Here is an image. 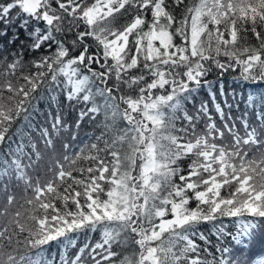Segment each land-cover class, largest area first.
Instances as JSON below:
<instances>
[{
	"label": "snow or ice",
	"instance_id": "snow-or-ice-1",
	"mask_svg": "<svg viewBox=\"0 0 264 264\" xmlns=\"http://www.w3.org/2000/svg\"><path fill=\"white\" fill-rule=\"evenodd\" d=\"M237 68L264 88V0H0V264H264ZM65 109L103 130L65 141Z\"/></svg>",
	"mask_w": 264,
	"mask_h": 264
},
{
	"label": "trees",
	"instance_id": "trees-1",
	"mask_svg": "<svg viewBox=\"0 0 264 264\" xmlns=\"http://www.w3.org/2000/svg\"><path fill=\"white\" fill-rule=\"evenodd\" d=\"M187 2V0H186ZM254 42V40L252 41ZM221 59H226L224 57H221ZM219 69H214L213 71H211L208 74L207 79L217 82L216 83V88L218 90L219 87V81H218V73H219ZM239 75V68H237V70L235 72L233 71H228L225 72L223 74V76L220 78L223 80L225 87L226 88H236L238 91H246V92H250L252 91L254 88L259 89V90H264V88H261L259 85H250V84H235L233 82V78ZM200 98H207V92L206 91H202ZM57 101L61 102L63 101V96L60 95L57 97ZM49 101L48 100H43L40 102L39 107L41 109V112L46 114L47 111H56V105L53 104L51 109H49L48 105H49ZM66 103V102H65ZM189 108H191V105H188ZM76 119V113L75 112H71V114L68 113L67 109H65V120L69 123L70 128L67 132H63L61 135L64 138L65 141L70 140L71 139V134L72 133H76L77 135V142L83 141L85 143L88 142V138L89 137H95L96 135H99L101 133V131L103 130L102 127H97L95 126L94 123H88L87 121L83 122L80 126L79 129H76L74 126V121ZM98 119H100L98 117ZM35 120L39 121L40 123L44 122V117L43 115L37 114L35 117ZM26 132H30L31 130L29 129H24ZM33 137L36 136L35 132L31 133ZM25 142H27V137H25ZM41 147H43L41 145ZM57 147H59V142L57 143ZM47 155H45V160L42 162L43 165H45L44 167H41L40 169V175L44 176L46 173V163H47ZM222 194H225L222 190ZM193 206H194V202H193ZM95 239H98V234H94V238H93V242L95 241ZM213 239H215V237H213Z\"/></svg>",
	"mask_w": 264,
	"mask_h": 264
}]
</instances>
